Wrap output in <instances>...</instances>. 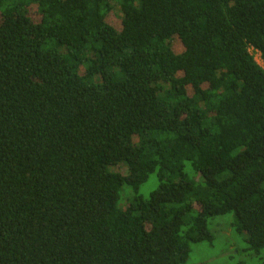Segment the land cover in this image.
<instances>
[{"label": "trees", "instance_id": "trees-1", "mask_svg": "<svg viewBox=\"0 0 264 264\" xmlns=\"http://www.w3.org/2000/svg\"><path fill=\"white\" fill-rule=\"evenodd\" d=\"M227 215L264 251V0H0V264H187Z\"/></svg>", "mask_w": 264, "mask_h": 264}, {"label": "rangeland", "instance_id": "rangeland-1", "mask_svg": "<svg viewBox=\"0 0 264 264\" xmlns=\"http://www.w3.org/2000/svg\"><path fill=\"white\" fill-rule=\"evenodd\" d=\"M107 22L115 28L120 27L119 13L113 12L108 15ZM176 51L180 50L175 43ZM255 60L260 63L259 55H254ZM120 173L125 174V169L118 168ZM185 172L192 174L189 165ZM158 186L156 175H151L148 181L139 189V194L144 198L154 191ZM132 191L123 187L120 194V203L127 204L133 199ZM208 230L214 239L211 243L194 244L191 246V254L187 264H264V251L255 253L249 250L245 235L236 233L235 219L227 215L218 219L208 221Z\"/></svg>", "mask_w": 264, "mask_h": 264}]
</instances>
